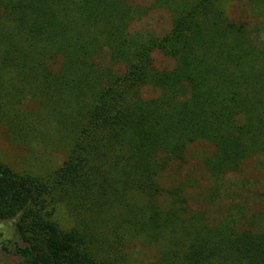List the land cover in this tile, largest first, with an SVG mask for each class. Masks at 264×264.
I'll return each mask as SVG.
<instances>
[{
    "label": "trees",
    "instance_id": "1",
    "mask_svg": "<svg viewBox=\"0 0 264 264\" xmlns=\"http://www.w3.org/2000/svg\"><path fill=\"white\" fill-rule=\"evenodd\" d=\"M232 1L0 0V125L10 144L64 152L46 175L0 161V220L17 236L4 250L24 264H135L125 246L139 239L158 249L155 264H264L248 203L211 218L180 175L190 145H210L214 206L230 175L264 156V0H246L253 27L228 15ZM151 8L170 15L163 34L131 27Z\"/></svg>",
    "mask_w": 264,
    "mask_h": 264
},
{
    "label": "rangeland",
    "instance_id": "2",
    "mask_svg": "<svg viewBox=\"0 0 264 264\" xmlns=\"http://www.w3.org/2000/svg\"><path fill=\"white\" fill-rule=\"evenodd\" d=\"M132 3L149 5L151 0H131ZM228 15L235 21H243L253 27L259 18L254 17L252 9L246 0L232 1L227 8ZM171 25L169 13L162 8H151L148 13L131 22L132 28H147L160 35L166 32ZM157 67H171L172 60L161 53L153 54ZM145 97L155 95L151 88L143 90ZM208 144L194 143L186 151V163L182 167L181 176H189L195 180L196 186L190 190L192 207L206 210L211 218L220 219L226 207L237 201L248 203L249 214L257 220V228L264 230V156H253L242 165L241 171L230 175V182L225 183L223 194L214 206L207 202V187L209 176L202 167L201 159L211 152ZM64 159V152L53 143L23 147L9 143L4 128L0 125V161L15 171H28L37 175H46L59 167ZM52 218L57 225L66 230L72 226L61 204L50 205ZM14 220H0V242L9 240L7 247L17 240L14 229ZM130 260L135 264H155L159 258L158 249L143 241L133 240L125 246ZM0 262L3 264H24L21 259L4 250L0 245Z\"/></svg>",
    "mask_w": 264,
    "mask_h": 264
}]
</instances>
